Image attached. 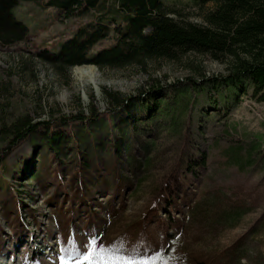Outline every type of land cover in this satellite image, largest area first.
I'll list each match as a JSON object with an SVG mask.
<instances>
[{"label": "rangeland", "instance_id": "1", "mask_svg": "<svg viewBox=\"0 0 264 264\" xmlns=\"http://www.w3.org/2000/svg\"><path fill=\"white\" fill-rule=\"evenodd\" d=\"M190 1L169 0L163 4L179 11L183 20L202 25V14L212 6L193 9ZM54 14L34 3H19L13 10L15 20L28 29L30 38L15 47H0V119L54 121L82 112L87 116L88 107L103 113L107 107L103 92L136 97L157 85L200 75L224 76L230 66L187 55L178 62L147 61L141 67L122 70L90 67L98 74L96 84H83L75 75L76 68L59 73L42 53L60 47L93 16L58 22ZM107 45L101 43L96 49ZM230 108L229 124L236 130H229L230 139L222 140L239 142L244 151L253 150L255 162L245 169L251 173L222 168L231 159L229 155L221 156L227 148L224 141L214 146V140L221 139L223 127L208 125L196 136L199 153L209 148L206 170L191 179L185 189L176 186L171 193L167 188L175 172L166 176L167 170L175 162L178 147L184 145H179L177 136H163L157 142V151L163 156L152 169L124 172L130 184L120 194L119 188H95L80 179L72 182L74 176L63 158L51 166L57 174L47 177L41 186L34 177L41 158L38 154L30 157L28 139L22 142L6 157L8 166L18 162L23 168L22 157L29 156V166L23 175L8 179L13 192H0V264H264V224L259 222L264 217V104L246 97L238 107ZM212 109L207 103L196 108L194 128H204L205 116L200 113L208 110L210 115ZM123 116L113 126L126 120ZM77 126L56 125L53 129L70 135L78 133ZM93 131L84 134L90 142ZM110 132L112 138L101 142L111 147L120 130ZM95 134L97 139L102 137L100 132ZM142 137L132 144L137 160L143 156L139 146L145 141ZM74 166L79 168L76 162ZM240 206L243 208L238 210ZM237 211H242L241 217L232 226L228 216ZM93 239L95 255L84 261Z\"/></svg>", "mask_w": 264, "mask_h": 264}, {"label": "trees", "instance_id": "2", "mask_svg": "<svg viewBox=\"0 0 264 264\" xmlns=\"http://www.w3.org/2000/svg\"><path fill=\"white\" fill-rule=\"evenodd\" d=\"M165 2L169 0H0L2 48L15 47L30 38L28 29L13 16L19 3L41 4L43 10L55 12L58 22L93 16L92 21L78 27L60 47L53 46L49 52L42 53L43 59L59 73L82 67L122 70L141 67L147 61L178 62L187 55L230 65L224 76L200 75L197 79L157 85L136 97L103 92L102 100L107 105L103 113L88 107L87 116L82 112L54 121L32 123L27 118L15 122L0 119V192L11 193L8 179L23 175L29 166V156L22 157L23 168L18 162L11 166L6 164L9 153L27 139L32 148L30 157L38 154V159L41 158L34 176L41 186L45 185L47 177L57 174L51 166L63 158L68 162V172L74 176L72 182L80 179L81 183L85 180L95 188H119L120 194L123 187L130 184L125 171L150 170L155 163H160L163 153L157 151V142L163 136H177L179 145L184 144V148L177 149L174 166L171 164L167 170L166 176L175 172L167 192L171 193L176 186L185 189L191 179L195 180L208 166L209 148L199 153L197 134L208 125H222L221 139L214 140V146H218L225 142L223 137L230 139L229 130H236L235 125L230 127L229 124L230 107H238L246 97L264 104V0H191L193 9L212 6L202 14V25L183 20L180 12L165 7ZM101 43L108 45L96 49ZM206 103L213 112L210 115H207L208 110L201 112L205 116L204 128H194L195 110ZM121 115L126 120L113 126ZM69 124H78L77 134L61 135L53 129L56 125L65 128ZM115 128L120 130L118 138H114L117 140H110L111 147L102 144L101 139L112 138L110 130ZM89 129H100L97 132L102 137L97 139V132L93 131L90 142L89 136L84 135L89 134ZM140 135L145 141L139 144L143 156L137 160L132 144L141 139ZM238 143L225 142L227 148L222 150L221 156L229 155L231 159L222 168L227 171L235 168L238 173L248 175L251 172L245 169L255 162L253 150L244 151ZM66 147L69 149L65 150ZM75 162L79 168L74 166ZM241 213L237 211L228 216L229 224L235 226ZM259 222L264 224V217Z\"/></svg>", "mask_w": 264, "mask_h": 264}, {"label": "bare ground", "instance_id": "3", "mask_svg": "<svg viewBox=\"0 0 264 264\" xmlns=\"http://www.w3.org/2000/svg\"><path fill=\"white\" fill-rule=\"evenodd\" d=\"M75 75L78 78L79 82L83 84L94 83L96 84L95 77H97V73L95 69L90 67L85 68H76Z\"/></svg>", "mask_w": 264, "mask_h": 264}, {"label": "snow or ice", "instance_id": "4", "mask_svg": "<svg viewBox=\"0 0 264 264\" xmlns=\"http://www.w3.org/2000/svg\"><path fill=\"white\" fill-rule=\"evenodd\" d=\"M89 243H90V248H89V250H88V252H87V255H85V256L83 257V260H84V261H89V260H91L92 257L95 255V252H96V240L93 239V240H91ZM101 251H103V249H101Z\"/></svg>", "mask_w": 264, "mask_h": 264}]
</instances>
